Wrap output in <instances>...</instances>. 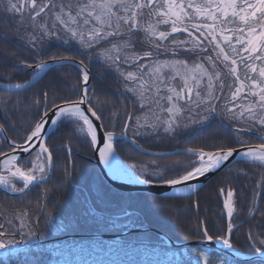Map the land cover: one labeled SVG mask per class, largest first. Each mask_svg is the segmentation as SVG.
<instances>
[{"label":"snow or ice","instance_id":"6c2138e0","mask_svg":"<svg viewBox=\"0 0 264 264\" xmlns=\"http://www.w3.org/2000/svg\"><path fill=\"white\" fill-rule=\"evenodd\" d=\"M0 11L20 17L26 45L35 53L42 50L46 40L61 41L69 53L54 55L51 62L75 64L80 76L77 82L80 90L75 98L65 97L61 104L53 101L51 105L46 92L34 98V107L44 105L43 115L30 121L23 137L9 141L11 151L0 149V170L7 173L0 174V186L8 192L23 194L46 182L53 165L45 135L49 122L53 126L65 122L74 126L75 132L99 153V159L115 174H122L119 162L115 161L116 133L106 131L102 138L98 137L92 117L99 121L102 115L93 104L95 92L89 94L90 68L84 59L76 60L71 52L74 48L77 55L95 56L114 69L124 82L125 91L139 103L142 115L125 113L121 135H126L129 128L134 136L160 128L173 133L181 126L200 124L215 115L235 125L229 137L211 144L201 140L187 147L185 153L192 159L187 164H174L170 169L174 175L166 176L158 165L149 171L145 166L130 164L140 175L139 182L151 184L154 177L156 182L184 185L185 191L194 192L196 185L191 181L220 169L236 155L264 169V0H0ZM141 33L144 37L141 47L147 48L142 53L136 51L139 43L136 37ZM162 54L171 58L161 60ZM47 63L40 59L35 68L43 70ZM124 64L134 70H122ZM15 67L33 65L21 59ZM177 77L182 82L179 90L173 84ZM229 78L231 83H226ZM4 87L21 89L26 85ZM8 103L0 100L5 111ZM165 113L167 118L162 115ZM253 133L257 134L258 144L242 139ZM0 136L8 139L3 125ZM132 142L136 143L134 138ZM17 151L27 153L29 159L22 160ZM16 180L23 186L18 188ZM225 191L227 227L215 239L231 249L234 247L231 234L236 227L232 221L236 189L222 187L221 195ZM254 211L264 217V207H254ZM50 217L49 210L43 217L45 224ZM40 219L25 210L0 223V249L15 254L16 249L10 246L17 243L16 237L25 240L37 236ZM200 238L214 239L206 227ZM248 241L258 254L259 264H264V239L249 233ZM198 255L203 264H229L228 260L213 259L206 252Z\"/></svg>","mask_w":264,"mask_h":264},{"label":"trees","instance_id":"16d2710c","mask_svg":"<svg viewBox=\"0 0 264 264\" xmlns=\"http://www.w3.org/2000/svg\"><path fill=\"white\" fill-rule=\"evenodd\" d=\"M2 17L5 18V15L3 11H0V21ZM1 38L3 37L0 30V40ZM25 48L29 49L27 46ZM18 62L19 54L14 44H0V71L5 70V74H13L14 67ZM26 78L20 79L12 75L5 79L0 76V80L6 83H18ZM37 88L39 91L36 94L33 87L22 92L0 90V100L10 102L6 106L7 111L0 106V125L4 126L8 138L20 139L24 136V129L28 127L30 121L43 115L44 105L34 107L33 100L36 97H42L45 92L49 94L48 99L51 98L53 91L51 90L50 78L40 81ZM62 89L63 85L59 86V89L54 93V98L62 96ZM99 105L102 111L104 109L116 121L117 116L113 115L115 113L114 104ZM2 113L4 114L3 117ZM70 132L73 130L70 129L69 125L61 123L52 133ZM231 133L230 130L229 135ZM248 137L245 136V138ZM82 163L72 171H54L51 182L48 183L50 188L45 189L51 197L46 203L48 205L46 213L50 210L53 219H63V215H65L66 220L77 222V224L79 222L69 234H122L128 229H153L177 242L201 239L200 234L205 227L214 238L224 234L226 220L219 198L220 189L234 183L242 189L246 185L244 182L251 180L250 171H252V166L246 162H239V166L234 169L236 171L245 170V175L241 174L236 179H229L228 175L231 173L228 171L234 169H225L194 195L182 198H166L116 190L106 184L98 171L91 170L87 168L86 163ZM240 192L244 197H237L238 210L233 222L237 223L243 220L244 224L232 233L231 241L235 250L250 255L254 251L249 247L247 237L249 234L246 232L254 235H257L258 232V236H264V217L259 212L250 217L248 211L252 204L250 202L251 191L250 189L249 191L242 189ZM27 194L26 199L31 201L34 193ZM35 197H37L35 202L36 214L40 215L41 203L46 201L47 196H44V199H42V194ZM262 207H264V200ZM92 213L93 216H91ZM42 215L41 220L45 214ZM56 222V220H51V225H59ZM127 222L129 223L127 224ZM121 223V226L116 225ZM60 236L63 235L53 236L47 232L42 239L45 241L44 243L32 242V246H21L22 248L16 250L15 254L12 255L7 250L8 252L2 253L3 255L0 254V264H21L30 258L49 261L68 260L69 264H203L198 255L200 252L208 253L213 259L224 258L229 261V264H259V260H237L223 249L201 246L169 247L160 236L150 231L131 233L117 240L67 239L59 238ZM77 260L81 263H74Z\"/></svg>","mask_w":264,"mask_h":264},{"label":"flooded vegetation","instance_id":"af4514ba","mask_svg":"<svg viewBox=\"0 0 264 264\" xmlns=\"http://www.w3.org/2000/svg\"><path fill=\"white\" fill-rule=\"evenodd\" d=\"M3 13L5 15V18L2 17L0 21L1 36L3 37L0 40V44H14V47L19 54V60H25L28 63L32 64L33 67H14L13 74H5V70L0 71V76H2V78L4 77L5 79H7L8 77H11L13 75L20 79H24L27 76L24 81L18 82L26 83L32 77L36 76L39 73L40 70H37L35 68V65L39 63L40 59H44L50 62V57L54 55H67L69 53L67 47L63 45L61 41L54 38L46 40L43 44L42 50L39 53L33 52L30 48L26 49V33L24 26L20 23V17L18 15L13 16L4 11ZM28 30L30 31L31 29ZM136 39L139 41L136 49L141 51L147 50L146 47H141V45L144 43L143 34H139ZM71 52L73 55H75L77 61L80 59H84L85 62L89 65L91 72V78L89 81V94L92 95L93 91L95 92V96L93 97V104H95L96 107L99 108L100 114L102 115L101 120H99L102 129L104 130V133L106 131H114L116 133L113 146L117 154L126 163H135L138 167L145 166L152 170L155 165H158L159 170L163 171L164 173L166 172V176H171L175 174L173 171H170L174 164H176L177 162L181 164H187L192 159L190 154L185 153V149L187 147L193 146V143H199L201 140L205 141L208 144H211L212 142L217 141L222 137H229V122L219 115L210 116L206 122L200 124H190L187 128L180 127L173 133H165L163 131V128H160L157 132H151V130L149 129L148 131L150 134L134 136L133 129L129 128L126 135H121L120 133L123 131V126L126 123L125 113L134 114L135 116L142 115V110L140 109L139 104L136 102V98L131 93L125 91L124 82L114 69L107 67L101 60H99L95 56L90 57L87 54H85L84 56L77 55L75 48L72 49ZM191 63L192 61L190 60V64ZM122 70L134 69L131 68L128 64H124L122 66ZM48 78H50L51 90L53 91L51 92V98L48 99V104H52L53 101H55L57 104H61L63 98L69 96L75 98L80 90L77 87V82L80 80L79 69L77 68V66L75 64L62 65L60 63L50 67L45 73L42 74L41 77L36 80V82L32 86L26 89L33 87V91L36 94L39 91V89L37 88V84L42 80H47ZM226 83H229V79L226 81ZM173 84L176 85L177 80H174ZM62 85V96L54 98V93H56L57 89H59V86ZM177 90H179V88ZM162 94H164L163 90ZM223 102L224 101H221V103ZM99 104H114L115 114L117 116L115 118L116 121H114L105 112L104 109L103 112ZM143 111L146 112L147 108H145ZM162 115L164 116V118H167L166 113ZM3 116L4 114L2 113V117ZM60 124L61 123H58L56 125L55 130ZM64 124L68 123L65 122ZM68 125L70 129L73 130V132L50 133L47 138L46 143L48 144L50 151L53 154V165L51 168V175L43 185L34 186L30 191H26L25 193L19 195H9L3 191H0L1 222L5 223L7 218L9 219L14 216V213H20L25 210L28 211L32 216L36 215L37 207L35 202L37 200V197L35 196L38 194H42V199H44V196H47L46 201L41 203L40 215L47 214L46 211L48 210V205H46V203L48 200H50L51 197L48 195V192H46L45 189L50 188V185H48V183L51 182L54 171H72L74 170V168H78L79 164L83 162L87 164V168L99 172L97 165L91 162V159L94 158V148L88 144L87 140H85L83 136L75 132L74 126L70 124ZM253 134L254 135H248L249 137L247 139L252 144H258L260 141L256 138L257 134ZM0 137V149H2L3 152L11 151L7 140L3 136ZM133 138L135 139L136 143L132 142ZM8 139L11 140L10 138ZM142 149L155 153H165L175 150H182V153L185 154L180 153L177 155H173V157L168 156L169 158L167 160V156H154L144 154L141 151ZM28 159V155L22 158V160ZM237 166H239V163H235L233 165L234 168ZM177 170L180 169L178 168ZM258 170L260 172H264L263 169ZM1 174L6 175L7 173H4L1 170ZM16 185L18 188L23 186L22 182L19 180H16ZM227 187L229 186L227 185ZM262 189L263 188H261L260 191ZM27 193H34V195L32 194L34 197L31 199V201L26 199L28 195ZM234 200L237 213V196L234 197ZM255 200L256 203L254 205L256 207H262L264 192L261 193V196L256 197ZM252 208L253 207L251 206L249 211H251ZM252 211L253 213H255L254 209H252ZM236 213L233 215V219ZM252 216H254V214H252ZM242 224L243 220L239 221L237 223V226H240Z\"/></svg>","mask_w":264,"mask_h":264},{"label":"water","instance_id":"95a60500","mask_svg":"<svg viewBox=\"0 0 264 264\" xmlns=\"http://www.w3.org/2000/svg\"><path fill=\"white\" fill-rule=\"evenodd\" d=\"M57 64H59V63H53L51 61L48 62L47 66L43 70H40L39 73L36 76L32 77L27 83H24L26 85L25 88H21V89H16L15 87L5 88L4 85H6V83L0 82V89L5 90V91H11V92L22 91V90L26 89L27 87H30L31 85H33L36 82V80L42 76L43 73H45L50 67L55 66ZM13 85H15V84H13ZM84 107L87 108L88 106L85 105ZM49 116L50 117L52 116L51 112H49ZM52 118H54V117H52ZM92 119H93L94 124L97 127L98 137L102 138L105 133L102 130L100 121L95 120L94 117H92ZM54 127L55 126H53L49 122L46 125L45 135L48 136V134L53 130ZM6 140L9 143L10 140L9 139H6ZM99 146L102 147L103 144L101 143ZM93 150H94V158L91 159V162H93L95 165H97V167L99 168V171H100L102 177L104 178V180L113 188L120 190V191H123V192H140V193H147V194L155 195V196H159V197H171V198L185 197V196H189V195L197 192L204 184H206L214 176H216L218 173H220L224 168L230 166L231 164H233L237 161H242L241 157L239 155H236L230 161L225 162L224 165L220 169L213 170L212 172L206 174L203 177H198V178L194 179L190 183L196 185V190L194 192H189V191H185L184 185L169 186V185H166V184H163L160 182H153L151 184L141 183V182H139L140 178L137 177L134 174V172H131V171H128L124 174H115L109 170L108 165H106L105 163H103L99 159V153L95 150V148ZM141 151L145 154L154 155V156H170V155H174V154L182 152V150H176V151L165 152V153H155V152H150V151H147L144 149H142ZM16 154L18 156H20L21 159L28 155L27 153H22L20 151H17ZM117 158L121 161V159L118 156H117ZM124 164L125 163H123V165ZM0 172H1V170H0ZM50 175H51V170L49 172L47 179H49ZM0 190L9 194V195L21 194L18 192L17 193L8 192L2 186H0ZM224 211L226 213V219L228 222L227 210L224 209ZM133 232H139V231L136 230ZM129 233H131V231H125L121 235L92 234V235H87V236H83V237L103 238V239H106V238L119 239L122 236L127 235ZM156 233L161 235V237H163L166 240V245L170 246V247L180 248V247H189V246H204V247L215 248V249H222V248L224 249L225 248V249H229V251H227V252L230 255H232L234 258H236L237 260H240V261L259 260L258 254H256V253L253 255L247 256V255H244V254L234 250L233 248H231V249L226 248L222 243H218L216 240L209 241L206 239H201V240H196V241L175 242V241L167 238L166 236H164L163 234H161L159 232H156ZM66 237H79V236H66Z\"/></svg>","mask_w":264,"mask_h":264},{"label":"rangeland","instance_id":"374dc122","mask_svg":"<svg viewBox=\"0 0 264 264\" xmlns=\"http://www.w3.org/2000/svg\"><path fill=\"white\" fill-rule=\"evenodd\" d=\"M18 23V22H17ZM136 51H138V52H141L142 53V51L141 50H138V49H136ZM171 57H170V55L169 56H165V55H161L160 56V59L161 60H164V59H170ZM181 58H184V57H181ZM146 62V61H145ZM189 63H190V61H189ZM222 67V66H221ZM176 80H177V84H176V86H177V89L179 88V86H181V84H182V82L179 80V78L177 77L176 78ZM206 82V81H205ZM229 83H231V79L229 78ZM8 84H16V83H8ZM180 84V85H179ZM179 85V86H178ZM139 104V103H138ZM228 121V120H227ZM206 122V121H205ZM229 122V121H228ZM190 125V124H189ZM229 125H230V122H229ZM181 127H183V126H181ZM235 127V125H230V130L232 131L233 130V128ZM248 136V135H247ZM242 139H245V140H248L247 138H245V136H243L242 137ZM176 151V150H175ZM171 152V151H170ZM180 153H182V152H180ZM180 153H177V154H180ZM177 154H174V155H177ZM169 157H173V155H170ZM168 156H167V160H168V158H169ZM246 164H248V165H250V166H252V171H250L251 172V180H248V181H246V182H244L246 185L245 186H243V188L242 189H247V191H249V189H250V191H251V203L253 204V205H251L253 208L252 209H254V207H256L254 204L256 203V200H255V198L256 197H259V196H261V193L262 192H264V172H260L258 169H261V168H259V167H256V166H254V165H252L250 162H246ZM149 169V171H152V169H150V168H148ZM168 169H170V168H168ZM167 169V170H168ZM228 170H232V169H234V167L233 166H230V167H228L227 168ZM226 169V170H227ZM133 170V169H132ZM166 170V171H167ZM264 170V169H263ZM177 171H179V170H177ZM133 172H134V174L137 176V177H139V178H141L140 177V175L137 173V172H135L134 170H133ZM229 173H231V174H229L228 176H229V179H236V178H238L241 174L242 175H245L244 174V172H245V170H239V171H236L235 169L234 170H232V171H228ZM166 173V172H165ZM153 180H155V178L153 177ZM230 186H233L235 189H236V194L234 195V197H244L242 194H241V190L242 189H240V186L239 185H237V184H232V185H230ZM223 188H225V190H227V186H224ZM261 188H263L261 191H260V189ZM201 189V188H200ZM199 189V190H200ZM198 190V191H199ZM197 191V192H198ZM196 192V193H197ZM195 193V194H196ZM193 195H194V193H193ZM189 196H191V195H189ZM188 197V196H187ZM179 198V197H178ZM219 198H220V203H221V208L223 209L222 210V212H223V214H224V207H223V202H224V199L226 198V191H225V194L224 195H221V193L219 194ZM238 199V198H237ZM240 199V198H239ZM241 200V199H240ZM235 202V201H234ZM238 202V201H237ZM235 204V203H234ZM238 205V204H237ZM250 209V208H249ZM252 209H251V211H248V213H250V217H252V214H256V212L255 213H253V211H252ZM17 215H19V212L18 213H14V216H17ZM47 214H45V216H46ZM43 215H38V214H36V215H34L33 216V218H35V217H42ZM44 216V217H45ZM91 216H93V213L91 214ZM96 216H98V217H100L98 214H96ZM95 216V217H96ZM9 217V216H8ZM8 219V218H7ZM44 220V219H43ZM43 220H41L40 219V222H39V228H46V230H43V229H40L39 230V233H38V235L37 236H34V237H28L27 239H25V240H20V238H19V236H17L16 237V240H17V243L15 244V245H12V246H10V248H13V249H16V250H19V249H21L22 247L21 246H27V244L28 245H30V246H32L33 244H31L32 242H41V243H44L45 241H43L42 239L44 238L43 236L45 235V234H47V232L50 234V235H53V236H56V235H65V234H69L70 232H72L73 231V227L74 226H77L78 224H79V222H78V224H77V222H72V221H68V220H66V217H65V215H63V219H57V218H55V219H53V217L51 216L49 219H48V223L47 224H45V220L43 221ZM51 220H56L57 222V224H59V225H57L56 226V224H54V225H51L52 223H51ZM226 220V219H225ZM61 221H63V222H61ZM233 221V220H232ZM130 223H131V221H129ZM129 222H127V224L129 223ZM0 223H4V222H1L0 221ZM80 223H81V221H80ZM122 223H124V222H122ZM122 223L121 224H116V225H122ZM235 225H236V227H235V229H234V231L233 232H235L239 227H242L243 226V224H244V222H243V224L242 225H240V226H237V223H235V222H233ZM48 226V227H47ZM226 227H227V220H226ZM103 228V227H102ZM103 229H105V228H103ZM105 230H108V229H105ZM138 230H143V229H138ZM144 230H146V229H144ZM147 231H150V232H153V231H155V230H153V229H148ZM232 232V233H233ZM256 233V232H255ZM44 234V235H43ZM246 234H249V232L247 231L246 232ZM232 235V234H231ZM254 235V234H253ZM159 236V235H158ZM255 236H257L258 238H260V239H264V236H258V232H257V235L255 234ZM248 237V236H247ZM30 243V244H29ZM9 251V249H0V254L1 255H3L2 253H6V252H8ZM25 261H28V262H30V264H69L70 262L68 261V260H66V261H61V260H58V261H49V260H46V259H40V260H35L34 258H30V259H28V260H25ZM74 263H81L79 260H77V261H74ZM22 264V263H21Z\"/></svg>","mask_w":264,"mask_h":264},{"label":"bare ground","instance_id":"6f19581e","mask_svg":"<svg viewBox=\"0 0 264 264\" xmlns=\"http://www.w3.org/2000/svg\"><path fill=\"white\" fill-rule=\"evenodd\" d=\"M115 161L119 162V165L121 166V169L123 170V171H122V174H124V173H126V172H128V171L133 172V170H132L129 166H125V165H123V164L120 162V160L117 158L116 155H115ZM108 168H109V170H110L111 172L114 173L113 169H112L111 167H109V165H108Z\"/></svg>","mask_w":264,"mask_h":264}]
</instances>
